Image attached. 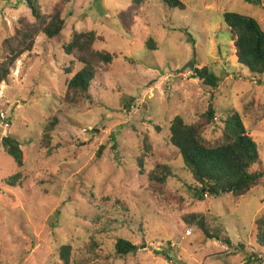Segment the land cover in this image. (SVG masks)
<instances>
[{"label":"rangeland","instance_id":"1","mask_svg":"<svg viewBox=\"0 0 264 264\" xmlns=\"http://www.w3.org/2000/svg\"><path fill=\"white\" fill-rule=\"evenodd\" d=\"M181 1L185 9L149 0L128 33L119 15L131 0H69L61 36H38L0 84V264H64L60 250L67 244L72 264H264L246 260L260 252L254 229L264 215V179L239 198L224 191L199 200L169 140L177 115L194 123L212 105L217 118L206 137L217 139L222 120L237 111L264 164V75L254 77L238 64L223 18L237 12L264 28V0ZM58 2L40 0L47 15ZM21 17H31L22 0H0V48ZM91 30L98 37L94 48L117 57L98 68L92 98L70 104L67 82L83 64L64 45L74 32ZM150 38L155 49L147 46ZM194 58L195 68L215 71L216 88L193 74ZM54 117L52 147L42 148ZM7 134L24 152V179L16 186L5 182L18 172L3 147ZM146 137L152 149L141 174ZM156 163L171 165L176 176L161 191L147 175ZM191 214L204 215L234 246L187 224ZM118 237L136 246L132 253L117 255Z\"/></svg>","mask_w":264,"mask_h":264},{"label":"trees","instance_id":"2","mask_svg":"<svg viewBox=\"0 0 264 264\" xmlns=\"http://www.w3.org/2000/svg\"><path fill=\"white\" fill-rule=\"evenodd\" d=\"M23 4L31 10V17H21L15 32L3 40L0 48V84L6 81L23 54L31 52L38 36L44 34L49 39H58L66 25L63 16L65 7L69 0H59L53 12L47 15L43 12L40 0H22ZM149 0H131L129 9L119 15L123 29L132 33L137 18L141 14L145 4ZM171 7L185 9L181 0H163ZM224 21L234 38V47L238 64L245 67L254 77L264 75V28L250 16L237 12H225ZM188 39L191 35L186 31ZM95 31L74 32L70 42L64 45L67 54L73 55L83 64V69L75 73L67 82V91L64 101L73 104L83 99H91L90 88L95 79L98 68L105 64L111 65L117 55L106 50L94 48L97 40ZM149 48L155 49L153 39L147 41ZM68 73H71L68 69ZM193 74L202 79L206 85L214 88L218 86L220 78L215 71L204 66L194 68ZM215 108L210 105L197 122L190 123L181 115L173 118L169 128V140L181 155L185 167L194 184L188 185L194 190V196L199 200L205 196H216L224 191L232 190L234 197L239 198L248 194L264 179V164L259 151V144L251 136L246 127L242 115L232 111L226 119L222 120L219 129L222 136L217 139L206 137L208 127L215 123ZM58 117L50 122L44 131L42 148L52 147L53 131ZM3 147L13 157L18 172L5 180L7 185L16 186L24 179L23 167L24 152L20 140L16 136L3 138ZM146 152L138 157L141 174H145L146 158L150 157L152 149L149 137L145 139ZM48 149V150H49ZM101 153V149H100ZM99 153V154H100ZM153 190L161 191L167 187L171 177H176L171 165L167 163H156L147 173ZM189 225H197L207 237L220 239L226 245L233 247L228 235H223L220 227L213 226L204 215L191 214L185 217ZM255 238L259 245V253L253 252L246 257L249 262H264V215L255 222ZM245 250L243 244L238 246ZM136 246L124 237H118L115 243L117 255L126 256L133 252ZM73 247L69 244L63 245L60 256L64 264L71 263Z\"/></svg>","mask_w":264,"mask_h":264},{"label":"water","instance_id":"3","mask_svg":"<svg viewBox=\"0 0 264 264\" xmlns=\"http://www.w3.org/2000/svg\"><path fill=\"white\" fill-rule=\"evenodd\" d=\"M194 63H195V58L193 59L192 62H190V63L188 64V67H190V69H194V68H195ZM8 136H13V135H12V134H8ZM228 191H232V190H228ZM150 248H151V247H150Z\"/></svg>","mask_w":264,"mask_h":264},{"label":"built area","instance_id":"4","mask_svg":"<svg viewBox=\"0 0 264 264\" xmlns=\"http://www.w3.org/2000/svg\"><path fill=\"white\" fill-rule=\"evenodd\" d=\"M191 232H192V231H191V229H190V230H188L186 233L190 235V234H191Z\"/></svg>","mask_w":264,"mask_h":264}]
</instances>
